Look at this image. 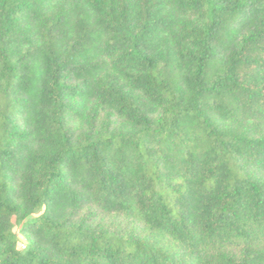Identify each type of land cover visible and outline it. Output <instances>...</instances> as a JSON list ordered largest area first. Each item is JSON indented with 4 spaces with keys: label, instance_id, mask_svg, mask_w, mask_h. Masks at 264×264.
Wrapping results in <instances>:
<instances>
[{
    "label": "trees",
    "instance_id": "obj_1",
    "mask_svg": "<svg viewBox=\"0 0 264 264\" xmlns=\"http://www.w3.org/2000/svg\"><path fill=\"white\" fill-rule=\"evenodd\" d=\"M0 264H264V0H0Z\"/></svg>",
    "mask_w": 264,
    "mask_h": 264
}]
</instances>
